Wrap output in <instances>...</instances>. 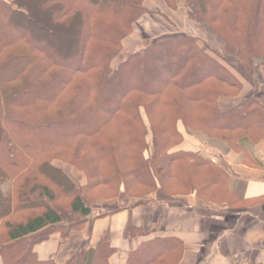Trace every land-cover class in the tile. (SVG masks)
I'll return each instance as SVG.
<instances>
[{"label":"trees","instance_id":"1","mask_svg":"<svg viewBox=\"0 0 264 264\" xmlns=\"http://www.w3.org/2000/svg\"><path fill=\"white\" fill-rule=\"evenodd\" d=\"M161 1L183 10L185 25L150 0H0L1 264H59L37 248L55 240L60 252L89 226L65 264H110L111 235L91 246L93 222L150 204L193 197L247 209L208 154L176 149L180 124L236 156L264 144V0ZM154 15L182 31L142 33L127 53L135 26ZM95 191L115 196L96 203ZM129 217L125 240L154 235ZM185 248L153 237L125 264H181Z\"/></svg>","mask_w":264,"mask_h":264},{"label":"crops","instance_id":"2","mask_svg":"<svg viewBox=\"0 0 264 264\" xmlns=\"http://www.w3.org/2000/svg\"><path fill=\"white\" fill-rule=\"evenodd\" d=\"M150 3L163 7L172 20L180 14L182 23L184 11L174 13L166 10L161 0H150ZM179 130L184 142L176 150L198 152L203 149L198 139L186 134L183 129ZM248 152L253 159L241 164L239 157L232 152L226 154L216 150L210 155L207 150L204 152L209 158H214L212 163L219 164L230 174L231 188L245 199L246 210L232 213L212 210L193 197L179 203L150 204L146 208L134 209L131 217L130 213L122 211L95 220L91 246L94 247L110 233L116 249L110 264H125L128 254L137 250L144 241L153 237L164 240L177 238L186 247L181 264H264V144L249 147ZM128 217L135 226L152 227L156 230L154 235L125 240L123 231ZM90 228L72 238L60 252H57L55 240L42 244L37 248L39 258H56L59 264H65L77 256L81 245L89 237Z\"/></svg>","mask_w":264,"mask_h":264},{"label":"rangeland","instance_id":"3","mask_svg":"<svg viewBox=\"0 0 264 264\" xmlns=\"http://www.w3.org/2000/svg\"><path fill=\"white\" fill-rule=\"evenodd\" d=\"M5 1H9V0H5ZM149 5L152 6L150 9L157 10L155 8V5L153 6V4H151V3H149ZM36 7L38 9L39 16L42 17V12H44V11L41 10V8H40L39 5H37ZM33 12H34V10H33ZM182 13L185 15L184 12H182ZM34 14H35V12H34ZM169 17H170L171 21H174V23L177 24L178 27H181V26L185 25L186 18L184 17L182 19V23H181L180 22V19H181V15L180 14H177L175 16V19L174 20H172L171 16H169ZM32 24H33V22H32ZM183 28H185V29L188 30L187 27H183ZM177 29L178 28L174 29L167 21H165L160 16H156V15H154V16H146L142 20H140L138 22V24L135 26V33H134L135 36H133V37H136V39H132V40H129L127 42V44H126V46H127L126 51H127V53L133 52L138 46H140L143 43L142 42V38H141L142 37V33H143V35L145 37H150V38L154 39V38H160L162 36H165L168 33H176L177 31H182L180 29L179 30H177ZM185 29H184V32H186ZM191 32H193V31H191ZM256 68H257V65H256ZM257 80H258V84L260 86L259 87L260 91L261 90H264V74H260L259 73L258 76H257ZM70 128H72V127H70ZM179 129H183L185 131L183 125H181V124L179 125ZM186 134H187V132H186ZM190 136L198 139V141L202 143L201 145L203 146V149L202 150H199V151L206 152V150H207L209 152L208 153L209 155H210L211 152L212 153L214 151L216 152V150H218L219 152H225L226 154L227 153H231V151L229 150L228 146L225 143H222V142L216 141V140H210V139H207L204 136H201V135H198V134L190 135ZM149 142H150V139H149ZM247 146H248V148L249 147H254L255 148V146L253 144H251V143L245 144L244 148L246 150H245L244 153L246 154V152H247L248 154H246V155L244 153L238 154L239 162H240L239 164H241L243 162L248 163V160L250 161V160L253 159L252 154L248 152ZM68 171L74 177H76L77 174H78L75 170H71L70 169ZM10 187H11V184H6V185H4L2 187V189H3L4 192H7L10 189ZM230 188H231V185H230ZM231 190H232V188H231ZM234 193H236V192H234ZM92 194L96 198L95 199L96 200L95 202L96 203H101V204L103 203L104 200L109 199V198H113L115 196L114 195L115 193L109 192V191H95ZM236 194L238 196H240V193L239 192H237ZM216 204H217L216 206H219V204H222V202H217ZM208 207H209V204H208ZM219 207H221V206H219Z\"/></svg>","mask_w":264,"mask_h":264},{"label":"built area","instance_id":"4","mask_svg":"<svg viewBox=\"0 0 264 264\" xmlns=\"http://www.w3.org/2000/svg\"><path fill=\"white\" fill-rule=\"evenodd\" d=\"M214 161V159H212Z\"/></svg>","mask_w":264,"mask_h":264}]
</instances>
